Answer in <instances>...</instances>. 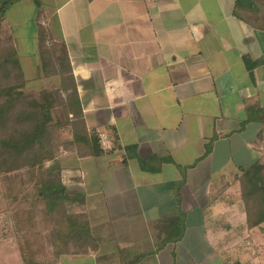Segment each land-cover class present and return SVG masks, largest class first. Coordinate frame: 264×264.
I'll return each mask as SVG.
<instances>
[{
    "label": "crops",
    "instance_id": "1",
    "mask_svg": "<svg viewBox=\"0 0 264 264\" xmlns=\"http://www.w3.org/2000/svg\"><path fill=\"white\" fill-rule=\"evenodd\" d=\"M37 1L39 17L36 0L4 13L24 88L60 87L42 71L39 38L61 44L86 136L101 146L90 154L79 138L85 156L48 161L82 198L70 205L82 220L54 233L96 243L57 264H229L221 252L250 230L227 221L235 178L263 153L264 0Z\"/></svg>",
    "mask_w": 264,
    "mask_h": 264
},
{
    "label": "trees",
    "instance_id": "2",
    "mask_svg": "<svg viewBox=\"0 0 264 264\" xmlns=\"http://www.w3.org/2000/svg\"><path fill=\"white\" fill-rule=\"evenodd\" d=\"M14 1L0 0V177L10 182L13 174L22 177L23 171L28 181L33 182L37 176L35 197L42 202L41 221L45 222L44 229H48L50 225L58 227L66 222L82 220V212L70 208L72 204L80 205L81 195L68 191L59 172L49 171L45 164L54 159L52 149L62 146L82 157L85 152L75 145L79 138L87 139L83 147L90 154L100 153L101 146L95 132L86 136L74 78L61 44L48 46L44 37L39 38L42 71L45 76H59L60 87L37 93L25 91L26 80L16 50L10 36L4 32V13ZM36 4L39 17L41 5L37 0ZM263 62L264 57L260 63ZM257 118L261 133H264V108L258 111ZM141 161L148 162L147 159ZM235 179L240 185L245 211L244 227H259L264 222V163L258 159L252 166L242 169ZM32 220L31 216L22 219L27 223L24 225L27 231L22 233L24 239L18 243L23 255L18 264H57L60 256L66 253H84L96 248L95 240L89 234L75 230L57 231L52 236L39 234V242L42 240L48 247L51 258L38 260L29 249L32 236L28 232Z\"/></svg>",
    "mask_w": 264,
    "mask_h": 264
},
{
    "label": "rangeland",
    "instance_id": "3",
    "mask_svg": "<svg viewBox=\"0 0 264 264\" xmlns=\"http://www.w3.org/2000/svg\"><path fill=\"white\" fill-rule=\"evenodd\" d=\"M25 91L37 93L39 90L29 88ZM61 150L68 151L62 146H59V148L54 147L52 149L53 156L56 157V152L59 154ZM262 152L259 159L264 163V143ZM45 164L47 165L48 161ZM21 173L22 177L13 174L10 182L9 180L6 182L0 177V264H18L22 261L23 255L19 250L18 243H21V240L23 241L22 233L27 231L26 226H24L27 223L22 221L24 216L33 218L28 232L33 241H30L29 246L31 253L38 260L51 258L48 247L45 246L42 240L39 242L41 239L39 234L52 236L57 225H50L48 229H44L45 222L41 221L42 217L40 215L42 202L35 197L37 176H35L33 182H30L28 176L23 171ZM236 198V203L226 211L227 214L235 213L234 216L227 219L228 224L233 227H236L242 221L244 225L246 224V217L244 219L240 215L242 210L244 211L241 197L237 196ZM239 231V228L235 231L232 246L221 252L223 258L229 264H264V222L259 227L250 229L247 234H239ZM237 236L239 238H236Z\"/></svg>",
    "mask_w": 264,
    "mask_h": 264
}]
</instances>
